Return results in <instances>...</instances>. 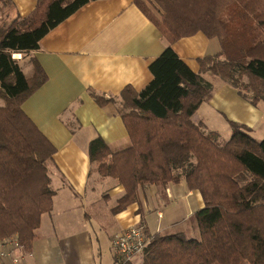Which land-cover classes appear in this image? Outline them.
<instances>
[{"label":"trees","instance_id":"16d2710c","mask_svg":"<svg viewBox=\"0 0 264 264\" xmlns=\"http://www.w3.org/2000/svg\"><path fill=\"white\" fill-rule=\"evenodd\" d=\"M95 1L36 0L25 18L0 15V239L17 237L26 253L42 216L53 208L49 165L56 148L22 108L47 75L31 58L34 74L27 78L13 56L39 50L48 33ZM150 1L154 12L145 0L135 4L166 47L149 66L148 86L141 92L127 87L120 95L130 147L114 153L102 138L94 139L88 148L92 167L124 188L115 214L137 203L146 186L166 188L184 180L201 194L204 207L194 215L199 239L152 236L142 264H264V140L230 123L231 138L223 142L192 120L213 92L201 74L229 83L253 104L264 100V0ZM9 8L11 0H0V14ZM200 33L217 39L221 50L199 59L197 74L173 46ZM90 94L100 107L115 102Z\"/></svg>","mask_w":264,"mask_h":264},{"label":"crops","instance_id":"0c3cea01","mask_svg":"<svg viewBox=\"0 0 264 264\" xmlns=\"http://www.w3.org/2000/svg\"><path fill=\"white\" fill-rule=\"evenodd\" d=\"M135 1L87 4L48 33L39 50L19 60L27 78L34 74L31 58L47 75V82L22 108L56 148L49 165L53 208L42 216L32 250L22 253L20 264H114L113 241L127 229L143 225L152 236L185 234L189 230L185 224L204 207L201 194L182 180L166 188L144 187L137 203L115 214L124 188L114 179H102L90 162L88 148L96 138L114 153L130 147L119 112L120 95L127 87L141 92L148 86L153 79L149 66L166 47ZM11 2L13 8L0 14L8 19L29 16L37 4ZM216 40L200 33L181 39L173 48L200 74L199 59L221 50ZM208 74L201 76L212 84V96L193 122L218 133L222 141L231 138L230 123L246 126L252 137L264 140V100L253 104L235 87ZM91 90L115 102L100 107ZM195 234L199 235L198 227L192 230ZM142 262L143 256H137L131 264Z\"/></svg>","mask_w":264,"mask_h":264},{"label":"built area","instance_id":"2783aa9c","mask_svg":"<svg viewBox=\"0 0 264 264\" xmlns=\"http://www.w3.org/2000/svg\"><path fill=\"white\" fill-rule=\"evenodd\" d=\"M21 60L22 55L13 56ZM152 240L143 225L131 227L118 235L113 241L114 264H131L137 256H142ZM23 247L17 237L0 239V264H20L22 260ZM10 261L11 263H8Z\"/></svg>","mask_w":264,"mask_h":264},{"label":"rangeland","instance_id":"374dc122","mask_svg":"<svg viewBox=\"0 0 264 264\" xmlns=\"http://www.w3.org/2000/svg\"><path fill=\"white\" fill-rule=\"evenodd\" d=\"M145 2H146V4L149 6V7H151L152 8V11L154 12L155 11V9H154V7H153V5H152V3H151V1L150 0H145ZM216 42H217V40H216ZM208 75H211V74H208ZM211 76H213V75H211ZM211 76H207V77H211ZM214 77H216V76H214ZM216 78H218V77H216ZM218 79H220V78H218ZM205 81H207L206 80V78H205ZM246 82H247V80H245ZM207 82H209V81H207ZM210 83V82H209ZM1 104H3L2 103V101H1V99H0V106H2ZM221 130V133L224 135V130L223 129H220ZM227 132V131H226ZM225 132V133H226ZM224 142V141H223ZM186 227L188 226V232L187 233H185V237L187 238V239H199V235L198 234H195V236L194 235H192V230L194 229V227L196 228L197 227V221H196V218L195 217H193L189 222H187L186 224ZM176 232H181V231H176Z\"/></svg>","mask_w":264,"mask_h":264}]
</instances>
